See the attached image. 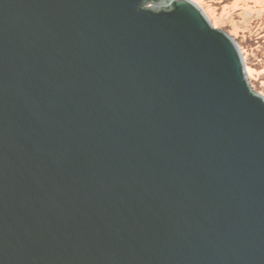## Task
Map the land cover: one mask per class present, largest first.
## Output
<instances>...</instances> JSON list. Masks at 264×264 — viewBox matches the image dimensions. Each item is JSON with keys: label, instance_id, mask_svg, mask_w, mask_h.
<instances>
[{"label": "water", "instance_id": "obj_1", "mask_svg": "<svg viewBox=\"0 0 264 264\" xmlns=\"http://www.w3.org/2000/svg\"><path fill=\"white\" fill-rule=\"evenodd\" d=\"M0 264H264V96L192 0H0Z\"/></svg>", "mask_w": 264, "mask_h": 264}, {"label": "rangeland", "instance_id": "obj_2", "mask_svg": "<svg viewBox=\"0 0 264 264\" xmlns=\"http://www.w3.org/2000/svg\"><path fill=\"white\" fill-rule=\"evenodd\" d=\"M192 1L204 11L214 27L224 30L236 43L239 41L246 46L241 49L237 43L242 56L244 51V63L245 58H248L252 65L246 68L248 80L250 82V75L264 88V0ZM259 41L263 42V44L260 42L261 46H258ZM251 87L253 88L252 85ZM255 91L264 96L261 92Z\"/></svg>", "mask_w": 264, "mask_h": 264}, {"label": "trees", "instance_id": "obj_3", "mask_svg": "<svg viewBox=\"0 0 264 264\" xmlns=\"http://www.w3.org/2000/svg\"><path fill=\"white\" fill-rule=\"evenodd\" d=\"M237 40V39H236ZM263 44V42L262 41H259V44H258V46H261L260 44L261 43ZM237 43L239 44V46L241 47V49L243 48V47H246V46H244V44H241V43H239V41H237ZM249 44H250V42H248ZM256 43H258V41H256ZM250 47V46H249ZM258 50H255V52H257ZM258 53H259V51H258ZM257 53V54H258ZM243 56L245 57V55H244V51H243ZM260 57V56H259ZM247 60V61H246ZM245 65H246V68L248 67V66H252L251 64H250V62L248 61V58H245ZM249 78H250V83H251V85L253 86V88L255 89V90H257V91H259V92H261L262 94H264V88L255 80H253L251 77H250V75H249Z\"/></svg>", "mask_w": 264, "mask_h": 264}]
</instances>
